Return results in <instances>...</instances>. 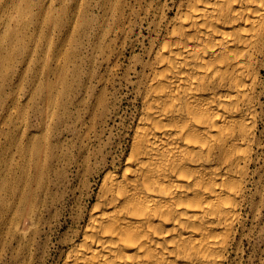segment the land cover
<instances>
[{"label": "bare ground", "instance_id": "6f19581e", "mask_svg": "<svg viewBox=\"0 0 264 264\" xmlns=\"http://www.w3.org/2000/svg\"><path fill=\"white\" fill-rule=\"evenodd\" d=\"M131 1L134 24L149 31L119 78L136 110L102 141L117 115L106 86L134 31L122 25L128 1L106 0L118 25L102 35L113 36L102 50L105 88L84 131L103 145L77 164L80 196L96 191L70 213L61 264H233L264 123V0ZM31 209L16 224L23 236L37 231Z\"/></svg>", "mask_w": 264, "mask_h": 264}, {"label": "rangeland", "instance_id": "374dc122", "mask_svg": "<svg viewBox=\"0 0 264 264\" xmlns=\"http://www.w3.org/2000/svg\"><path fill=\"white\" fill-rule=\"evenodd\" d=\"M105 1L0 0V264H61L72 209L79 199L82 206L93 202L87 194L96 191L94 185L80 196L77 164L81 152L103 145L84 138V131L89 106L105 85L102 50L111 45L118 25L115 12L106 15ZM127 1L122 25L134 29L133 37L125 42L113 84L106 86L117 115L108 122L103 142L123 131L120 123L128 126L132 120L137 104L119 78L149 43L146 25L134 24L132 1ZM106 31L111 34L103 40ZM112 48L121 47L112 43ZM259 130L261 146L233 264H264V123ZM114 151L111 155L120 154ZM25 205L38 224L35 233L30 229L23 236L16 224Z\"/></svg>", "mask_w": 264, "mask_h": 264}]
</instances>
